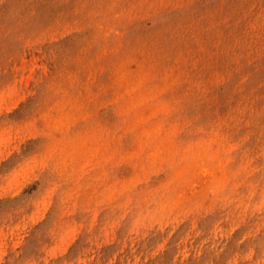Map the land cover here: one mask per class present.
<instances>
[{
    "label": "rangeland",
    "instance_id": "374dc122",
    "mask_svg": "<svg viewBox=\"0 0 264 264\" xmlns=\"http://www.w3.org/2000/svg\"><path fill=\"white\" fill-rule=\"evenodd\" d=\"M0 264H264V0H0Z\"/></svg>",
    "mask_w": 264,
    "mask_h": 264
}]
</instances>
